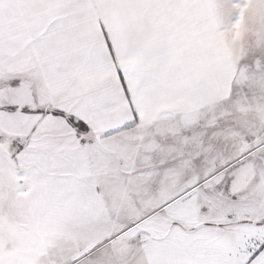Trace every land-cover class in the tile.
<instances>
[{"label":"snow or ice","instance_id":"snow-or-ice-1","mask_svg":"<svg viewBox=\"0 0 264 264\" xmlns=\"http://www.w3.org/2000/svg\"><path fill=\"white\" fill-rule=\"evenodd\" d=\"M0 264H264V0H0Z\"/></svg>","mask_w":264,"mask_h":264}]
</instances>
